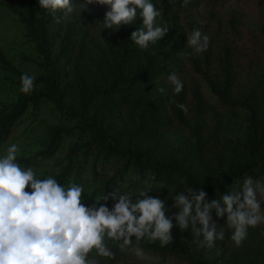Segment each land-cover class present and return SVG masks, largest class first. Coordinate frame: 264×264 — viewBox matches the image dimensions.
I'll list each match as a JSON object with an SVG mask.
<instances>
[{
    "label": "trees",
    "instance_id": "1",
    "mask_svg": "<svg viewBox=\"0 0 264 264\" xmlns=\"http://www.w3.org/2000/svg\"><path fill=\"white\" fill-rule=\"evenodd\" d=\"M226 1L231 0H214L203 20L183 16L195 0L187 7L183 0H150L160 12L156 24L167 26L168 32L141 49L131 40L132 32L143 27L139 13L131 25L102 31L93 39L74 18L64 21L38 0H20L21 10H14L41 55V70L31 75L35 86L30 94L20 85L16 100L0 110V150L22 120L50 102L68 123L55 127L46 149L17 157V163L34 166L52 155L62 136L74 140L66 148L63 167L37 179L51 176L62 186L81 185L91 194L82 201L86 206L114 190L131 193L133 200L144 190L164 200L166 215L173 217L179 211L176 195L202 189L206 203L216 200L225 207L223 195L241 193L247 176L264 177V0H235L229 11ZM194 29L210 38L206 51L196 53L187 46ZM171 73L183 83L178 94L168 82ZM228 112L234 129L226 126ZM171 133L182 135L184 143L171 148L166 143ZM258 199L264 215V196ZM116 202L109 197L99 204L111 210ZM212 216L214 221L221 218L215 209ZM261 224L260 244L245 241L237 247L228 228L216 247L200 249L187 230L191 245L173 238L161 247L159 240L144 239L139 245L143 256L137 257L132 248L121 250L109 242L115 258L104 259L110 264H155L149 257L184 264H264Z\"/></svg>",
    "mask_w": 264,
    "mask_h": 264
},
{
    "label": "clouds",
    "instance_id": "2",
    "mask_svg": "<svg viewBox=\"0 0 264 264\" xmlns=\"http://www.w3.org/2000/svg\"><path fill=\"white\" fill-rule=\"evenodd\" d=\"M38 2L51 12L63 11L65 18L75 10L72 0ZM93 2L110 6L103 21L108 29L131 25L139 13L143 27L132 32L131 40L141 49H148L168 32L167 26L156 24L160 12L150 0H87L89 4ZM189 2L183 0L182 7ZM209 40L200 29H194L188 35L187 46L201 53L207 50ZM34 81L35 76L23 74L21 91L30 94ZM168 82L176 94L183 90L177 74L171 73ZM159 91L163 93L165 89ZM178 107L187 112L185 105ZM18 153V145L11 144L0 157V264H98L95 256L115 258L109 242L121 250L132 248L137 257H142L139 245L144 239L149 243L159 240L161 247L172 243L173 219L181 231L191 228L200 247L211 249L225 235L224 230L217 229L213 209L217 217L227 214L226 224L237 247L247 238L249 227L264 223L258 199V195L264 196V177L254 180L247 176L241 193L223 195L225 207L216 200L206 203L207 193L202 189H189L191 196L181 192L173 198L179 211L169 217L165 201L144 190L135 200L131 193L114 190L86 206L81 185L70 182L62 186L51 176L37 179L32 167L22 168L17 163ZM109 197L117 201L111 210L106 204H99Z\"/></svg>",
    "mask_w": 264,
    "mask_h": 264
},
{
    "label": "rangeland",
    "instance_id": "3",
    "mask_svg": "<svg viewBox=\"0 0 264 264\" xmlns=\"http://www.w3.org/2000/svg\"><path fill=\"white\" fill-rule=\"evenodd\" d=\"M72 2L75 10L68 17H64L63 11H56L54 13L59 17H62L64 21L70 17L74 18L80 25L89 30L87 36L93 39L99 37L102 31L110 30L104 28L103 23L105 14L110 10V6L100 5L95 2L89 4L87 3V0H72ZM212 3H214V0H195L193 5L184 9L183 16L184 18L199 16L204 20L212 9ZM234 3L235 0L226 1L225 10H231ZM5 5L7 7L10 5L13 8V11H11V9H6ZM14 9L21 10L20 0H0V110L10 107L16 100L20 91L21 76L23 74L27 73L29 75H36L41 70L39 64V61L42 59L41 55L36 49L35 42L28 39L24 34L22 25L18 20L17 11ZM60 32H64L62 27L59 28V33ZM81 34L82 32H79V35ZM216 44H219L217 43V40ZM53 49L57 51L58 47L55 46ZM62 65L65 71L72 73L70 65H66L63 62ZM207 91H209L208 88ZM68 101L75 103L76 99L68 98ZM226 115L227 128L234 129L235 126L231 114L228 112ZM65 123H68L65 115L59 112L52 103L48 102L41 104L36 112L31 113L28 118H25L18 124L9 143L0 150V157L6 154V149L11 144L18 145L19 153L17 157H27L29 155H34L40 150L46 149L51 141L55 127ZM73 140L74 137L72 135L62 136L59 146L51 156L47 157L40 163L31 166L36 173V178L41 174L52 170H59L63 167L66 160V148ZM166 143H168L171 148L177 147L184 143V137L180 134L171 133L167 135ZM84 194L85 197L89 192L85 191ZM215 222L218 224V231L222 229L224 230V233H226L228 229L226 224L227 216L220 218ZM173 225L172 237L182 243L189 244L191 238H189L186 233L187 230H191V228L181 231L177 223ZM259 226H262V224ZM202 238L203 237L201 236V239ZM262 239L263 237L260 234V229L257 227H249L247 238L243 243L245 241H253L260 244ZM215 245L217 246V241ZM199 248L202 249L203 247L199 246ZM233 255L234 252L232 251V256ZM94 258L98 261V264H110L104 259V257L95 256ZM148 259L155 264H184L174 259L163 260L156 257H149ZM118 264L131 263L122 262Z\"/></svg>",
    "mask_w": 264,
    "mask_h": 264
}]
</instances>
